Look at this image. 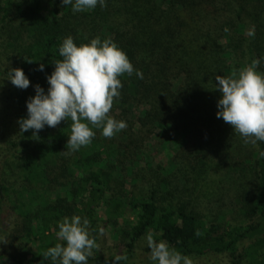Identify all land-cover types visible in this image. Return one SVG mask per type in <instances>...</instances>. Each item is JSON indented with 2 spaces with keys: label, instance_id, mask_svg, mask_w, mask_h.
Returning <instances> with one entry per match:
<instances>
[{
  "label": "trees",
  "instance_id": "1",
  "mask_svg": "<svg viewBox=\"0 0 264 264\" xmlns=\"http://www.w3.org/2000/svg\"><path fill=\"white\" fill-rule=\"evenodd\" d=\"M3 2L0 106L7 126L0 124V129H4L1 141L9 151L6 158L0 155V228L10 215L16 227L11 241L24 240L35 247L31 246L30 256L0 254V264H51L42 253L59 243L58 224L73 215L91 221L98 243L102 215L105 226L119 227L125 222L123 245L107 255L98 252L88 264H112L116 255L124 254L128 260L116 264H138V246L148 233H155L157 240L167 241L192 260L217 256L226 258L228 264H260L257 255L264 246V142H257V156L252 157L248 170L256 175L254 192L244 190L238 196L246 216L244 224L249 223L232 227L221 220L207 222L198 207L187 202L197 178L208 173L215 162L221 171L228 168L225 177L240 171L235 166L240 158L231 151L230 136L224 129L230 125L216 116L219 90L214 89L218 82L209 80L212 74L197 72L193 64L202 63L207 70L218 60L222 48L218 41L239 22L230 14L238 6L248 9L255 0H106V7L97 5L83 12H73L62 0ZM258 31L264 34V25ZM68 36L77 46L96 37L111 39L143 74L140 78L134 71L131 76L120 77L121 96L114 100L110 115L125 121L127 128L112 138H105L101 129H93L96 135L91 144L71 155H65L70 120L55 128L45 126L37 137L33 130L21 133L18 123L27 118V101L35 96V86L40 85L47 93V77L54 71V60L62 59L59 48ZM226 41L230 45L235 38ZM231 47L242 51L243 59H259L258 69L264 73L262 39L251 43L242 40ZM41 64L43 71L39 70ZM7 66L21 68L30 86L24 90L15 87L7 79ZM181 76H187V81L175 90L173 81ZM203 76L206 82L202 90L198 82ZM142 106L147 112L138 126L131 115ZM160 123L170 124L171 134L192 129L174 151L173 160L180 168L166 178L156 172L146 191L133 192L115 177V167L141 152ZM58 187L67 188L64 197H54L52 192ZM256 219L260 221L256 223ZM146 250L150 252L148 247Z\"/></svg>",
  "mask_w": 264,
  "mask_h": 264
},
{
  "label": "clouds",
  "instance_id": "2",
  "mask_svg": "<svg viewBox=\"0 0 264 264\" xmlns=\"http://www.w3.org/2000/svg\"><path fill=\"white\" fill-rule=\"evenodd\" d=\"M64 6L71 5L73 12L106 7V0H62ZM62 59L54 60L55 68L47 77V93L35 86V96L27 101V118L18 120L21 133L33 130V136L45 126L57 127L62 121H71V134L66 144L65 155L79 151L91 144L101 129L105 138H112L127 128V123L110 115L114 100L121 96L123 85L120 77L127 74L143 78L134 69L126 53L111 39H91L77 46L71 36L63 40L59 48ZM28 63L33 61L28 60ZM259 59L252 60L231 75H216L214 90L221 98L217 102V118L230 125L245 144L255 146L264 142V73L257 71ZM39 70H44L41 64ZM8 80L19 89H27L30 80L21 68H11ZM264 155V153H261ZM58 240L55 246L42 253L51 264H88L89 258L101 252L96 231L87 217L73 215L64 217L58 224ZM100 234L103 229H100ZM155 233L146 236L150 249V260L156 264H194L192 258L183 255L167 241L157 240ZM199 235V233H197ZM6 243L7 238L0 239ZM128 256L116 255L112 264L126 261Z\"/></svg>",
  "mask_w": 264,
  "mask_h": 264
},
{
  "label": "rangeland",
  "instance_id": "3",
  "mask_svg": "<svg viewBox=\"0 0 264 264\" xmlns=\"http://www.w3.org/2000/svg\"><path fill=\"white\" fill-rule=\"evenodd\" d=\"M239 1L243 3L244 0ZM4 6L5 4L3 0H0V17L3 13L2 10ZM230 16L239 19L236 27H231L229 31L226 32V38L229 37V39H232L234 36L235 43L229 45L226 38L218 41V44L222 46L221 53L218 60L209 64L207 70L204 69L202 63L196 65L193 64L195 70L200 72L202 75V70L208 73V76L212 74L209 79L210 81L215 80L216 75L222 76L223 74L228 76L231 75L234 69L238 71L244 66L251 64V59H247L246 57L243 59L242 51H233V47H231V45L238 46L242 40H246L251 43L258 39V37L264 41V34L258 31L259 27L264 25V0H255V2L248 9L238 6L233 10ZM244 48H246V46H244ZM197 60L200 62L201 58L198 56ZM189 66L190 65H187L185 69L188 70ZM7 67L8 69L12 68L11 66ZM257 71H259V69H257ZM185 80L187 81V76L175 78L173 81L175 90L179 89ZM205 82L206 80L203 76V79H200L198 82L200 83L198 88H204V85L202 84H205ZM187 83L188 82H186V84ZM208 88L211 89L213 86L209 85ZM200 91L201 90L198 92ZM206 95L207 97L210 96L209 94ZM220 98L221 93L217 91V102ZM2 110L3 108L0 106V124L6 128L7 117ZM146 112L147 108L142 106L133 112L131 117L138 125L139 119L143 118ZM156 126V129L147 137L142 151L137 152L136 155L134 154L135 156L133 155L128 159H125L121 164L117 163V167H115V177L120 183H124V186H127L128 189L133 192H139L140 190L142 192L146 191V189L153 184L150 182L152 181L151 179L154 175H156V172L160 174V176L162 175V177L166 178V176L170 174H176L178 172L177 170L180 168V165L173 160L174 151L176 148H180V143L187 137L192 129H182V131L178 134H171L170 124L160 123ZM224 129L228 134L227 136H230L229 146L231 151L240 158L235 163V166L239 167L237 170L240 171L237 175L230 173L225 177L224 173L228 171V168L226 167V171L219 170L217 162L214 161L216 158H214V167L208 173H205L204 176L197 178L196 188L188 191L187 202L197 206L199 213L207 222L221 220L222 222H228V224L232 227L243 226L249 222L244 224V218L246 216L242 213L241 207L243 204H238V200H240V197L238 196L240 192L244 190L254 192L256 175L254 172L250 173L248 170L251 169L250 163L252 161V157L255 158L257 156V146L245 144L244 139L239 134L235 133L231 126L228 129L225 125ZM3 136L4 129H0V155L2 157L5 156L6 158L9 150L7 149V146H5V142L1 141ZM9 160L11 161L12 159ZM244 169H247V171H244ZM241 171H243V173ZM66 190L67 188L65 187H58L57 192L52 193H54V197H64L67 193ZM9 216L10 215L7 216L8 218L5 224L0 228V239L7 238L6 243L0 242V254L8 256L9 254L26 253L30 256V248L31 246L34 248L35 244L27 245L24 240L17 243L11 241L10 237L15 235L16 227L14 226L15 219L10 218ZM127 216L131 219L133 218L131 211H128ZM101 218L103 233L101 234L99 244L101 245V254L107 255L116 251L123 245L124 239L121 234L122 226L125 222H123L122 226L119 224V227H112L109 225L105 226L103 223V215ZM255 221L257 223L260 220L256 219ZM56 238L58 240L57 236ZM250 244L254 245L255 243L251 241ZM147 247L145 237L138 246V264L154 263L149 258L150 252L147 250L145 251ZM242 253L245 256V260L250 262L251 258L246 256L244 251ZM257 260L260 264H264V246L259 251ZM193 261L194 264H228L226 258L217 256Z\"/></svg>",
  "mask_w": 264,
  "mask_h": 264
}]
</instances>
